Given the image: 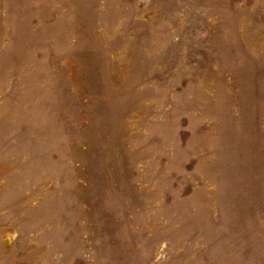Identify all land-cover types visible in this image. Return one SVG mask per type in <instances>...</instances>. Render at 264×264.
<instances>
[{
  "label": "rangeland",
  "instance_id": "374dc122",
  "mask_svg": "<svg viewBox=\"0 0 264 264\" xmlns=\"http://www.w3.org/2000/svg\"><path fill=\"white\" fill-rule=\"evenodd\" d=\"M0 264H264V0H0Z\"/></svg>",
  "mask_w": 264,
  "mask_h": 264
}]
</instances>
